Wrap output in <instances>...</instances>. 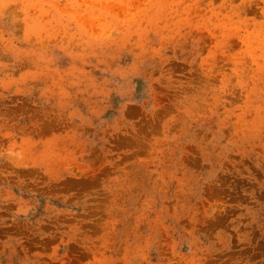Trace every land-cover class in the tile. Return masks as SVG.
<instances>
[{
  "label": "rangeland",
  "instance_id": "obj_1",
  "mask_svg": "<svg viewBox=\"0 0 264 264\" xmlns=\"http://www.w3.org/2000/svg\"><path fill=\"white\" fill-rule=\"evenodd\" d=\"M0 264H264V0H0Z\"/></svg>",
  "mask_w": 264,
  "mask_h": 264
}]
</instances>
